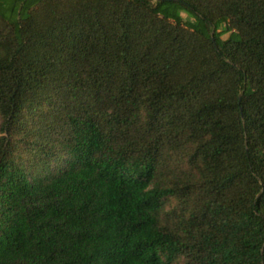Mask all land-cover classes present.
Masks as SVG:
<instances>
[{
  "label": "trees",
  "instance_id": "trees-1",
  "mask_svg": "<svg viewBox=\"0 0 264 264\" xmlns=\"http://www.w3.org/2000/svg\"><path fill=\"white\" fill-rule=\"evenodd\" d=\"M0 118V264H264V0H0Z\"/></svg>",
  "mask_w": 264,
  "mask_h": 264
},
{
  "label": "rangeland",
  "instance_id": "rangeland-1",
  "mask_svg": "<svg viewBox=\"0 0 264 264\" xmlns=\"http://www.w3.org/2000/svg\"><path fill=\"white\" fill-rule=\"evenodd\" d=\"M183 17L186 19V20H192V18H190L187 14L183 13ZM224 39H227L228 38V34L224 35L223 36ZM0 123H1V118H0ZM173 161V160H172ZM175 162H176V165L178 166V168H187V163H186V160L184 161L183 157H178L176 156V159H175ZM174 203H169L168 204V208L172 207Z\"/></svg>",
  "mask_w": 264,
  "mask_h": 264
}]
</instances>
